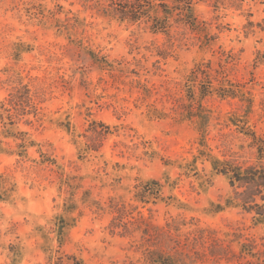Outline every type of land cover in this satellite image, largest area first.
Wrapping results in <instances>:
<instances>
[{"label":"rangeland","instance_id":"obj_1","mask_svg":"<svg viewBox=\"0 0 264 264\" xmlns=\"http://www.w3.org/2000/svg\"><path fill=\"white\" fill-rule=\"evenodd\" d=\"M108 3L0 0V264H46L58 249L87 264H146L143 230L154 235L147 246L169 251L173 241L149 227L173 218L181 224L176 241L209 227L217 232L205 230L201 241L239 232L240 242L264 250L263 228L225 206L226 179L201 158L188 164L204 148L201 129L212 154L256 161L229 117L264 135V64L252 65L264 51V0L198 1L204 33L173 26L169 35L104 14ZM220 50L235 54L227 73L251 89V112L237 98L188 102L190 69L207 59L216 66ZM198 113L208 115L202 127ZM148 178L160 180L170 203L134 199L136 184ZM216 204L224 209L214 212ZM239 244L230 243L231 253ZM250 258L214 262L207 254L197 262Z\"/></svg>","mask_w":264,"mask_h":264},{"label":"trees","instance_id":"obj_2","mask_svg":"<svg viewBox=\"0 0 264 264\" xmlns=\"http://www.w3.org/2000/svg\"><path fill=\"white\" fill-rule=\"evenodd\" d=\"M202 0H109L108 6L111 10H103L104 14H112L118 21H125L131 24L141 25L144 23L147 29L152 33L170 34L173 26H181L192 32L204 33L203 21H200L194 13V5ZM252 21H248L245 27L246 33L251 31ZM264 29V26H261ZM205 38V34L203 35ZM203 44H207L203 42ZM235 64V54L229 50H220L218 52V61L216 66L211 59L199 60L190 69L185 78L186 94L188 102L195 99L201 102L207 96H217L222 99L237 98L245 104L246 112H251L254 98L251 89H245V83L240 81H232L227 73L229 66ZM264 64V51L257 50L253 57V67H258ZM1 103V102H0ZM9 111L8 108L5 109ZM9 115V113H8ZM199 117V126L202 127L208 115L197 114ZM234 114L229 117V122L237 125L239 132L243 133L249 139V146L256 150V161L252 163L239 162L235 159L220 158L210 152L207 148L204 130L201 129L199 136V144L203 149H199V155L196 156L190 163L201 158L207 161L211 171L216 175H222L231 190L230 195L226 198L225 206H233L240 208L243 212L250 214L251 223L253 226H260L264 230V135L257 133L253 127L246 125L244 127L239 124ZM249 120L246 117V123ZM8 136L16 137V134L7 130ZM163 184L159 179L148 178L141 180L135 186L134 199L143 203H157L158 201H166L173 197H164L162 195ZM214 212L224 209L220 204H216ZM124 205L116 208L117 215L111 222V228L119 227L121 224L115 219L122 216ZM175 219L167 221L165 226L151 225L149 228L154 230H163L167 238L173 241L170 244V250L166 251L159 248H150L147 246L149 241L153 242L154 235L149 232V229L143 230L144 247V262L146 264H207L198 263V260L207 258V254L211 255L214 262L221 258L227 261L235 257L238 261L240 258L250 256L244 262L238 264H264V250H255L256 244L254 241L240 242L242 234L225 232V237H214L206 241H201L203 233L208 230L211 233L217 231L213 228H195L188 231L187 234H195V237L189 240L190 236L185 237V242L176 241L172 236H180L177 232L181 224L174 225ZM185 224V223H182ZM64 225L57 224V234L59 235L60 245L63 243ZM172 230H175L174 233ZM232 235V238L230 236ZM173 239V240H171ZM238 241L239 250L237 253H231L230 243ZM200 243V244H198ZM200 245L201 248H198ZM181 257V258H180ZM46 264H87L85 260L73 253L56 250L50 253Z\"/></svg>","mask_w":264,"mask_h":264}]
</instances>
